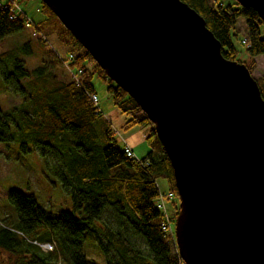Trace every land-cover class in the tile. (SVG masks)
Returning a JSON list of instances; mask_svg holds the SVG:
<instances>
[{
    "label": "water",
    "instance_id": "95a60500",
    "mask_svg": "<svg viewBox=\"0 0 264 264\" xmlns=\"http://www.w3.org/2000/svg\"><path fill=\"white\" fill-rule=\"evenodd\" d=\"M148 115L184 264H264V97L184 0H43ZM264 18V0H237Z\"/></svg>",
    "mask_w": 264,
    "mask_h": 264
},
{
    "label": "trees",
    "instance_id": "16d2710c",
    "mask_svg": "<svg viewBox=\"0 0 264 264\" xmlns=\"http://www.w3.org/2000/svg\"><path fill=\"white\" fill-rule=\"evenodd\" d=\"M29 1L0 0V39L31 25L46 36L50 33L51 23L58 22L66 36L62 42L68 47L69 55H74L69 64L72 76L77 74L79 82L72 76L70 81L55 80L56 87L52 90L45 88L44 92L36 88L35 83L33 93L27 97L33 110H24L23 113L18 110L10 114L0 105V143L13 139L10 126L12 117L27 119L25 132H32L30 135L33 139L48 146L47 152L56 162L58 160L55 166L72 195L73 209L61 210L57 216H53L38 203L34 194L15 189L10 191L9 201L17 213V222L14 226L6 220L0 222V249L8 253L9 258L18 256L13 264H54V259L60 255L69 264H88L83 246L87 234L91 233L97 238L100 235L106 238L107 243H100L105 250L107 264H184L178 249L175 251L170 245L169 240L173 236L167 235L162 229L164 216L156 208L161 190L158 178H165L169 190L175 191L178 196L179 193L171 161L153 122L141 106L107 76L105 70L43 0H40L41 9L46 17L38 23L30 21L23 8L15 10V3L19 5L18 2ZM184 1L205 18L208 27L222 43L223 54L228 59H237L239 49L234 37L237 36L239 19L245 18L247 33L243 43L253 61L249 64L247 61H238L245 63L253 72L254 58L264 55V37L260 27L264 18H260L255 9L242 6L237 0L229 3H223L222 0ZM21 48L27 54L32 53L29 42ZM65 60L60 63L65 65ZM29 75L25 63L14 59L11 70L3 73V81L6 85L12 82L18 84L20 79ZM95 77L108 83L107 90L114 104L122 114L128 116L124 125L126 130L136 126L149 129L147 139L151 147L145 157H129L125 145L120 146L114 138L110 122L100 121L104 117L103 111L91 98L92 94H97L93 83ZM257 81L264 97V76ZM41 99L44 105H41ZM39 111L48 114L45 116L49 118L48 122L44 118L41 122L35 119ZM49 136L51 138L48 141L46 138ZM176 209L179 211L178 205ZM109 210L123 221L119 222V230L103 221ZM130 234L143 238L148 246L147 253L137 247ZM34 240L39 243L52 241L56 247L41 252L42 247ZM110 249L116 251V260L108 255ZM30 254H33L31 258Z\"/></svg>",
    "mask_w": 264,
    "mask_h": 264
},
{
    "label": "rangeland",
    "instance_id": "374dc122",
    "mask_svg": "<svg viewBox=\"0 0 264 264\" xmlns=\"http://www.w3.org/2000/svg\"><path fill=\"white\" fill-rule=\"evenodd\" d=\"M232 1L222 0L223 3ZM18 3L19 5L16 3L15 5L20 9L23 8L32 22L38 23L46 17V13L41 9L40 0ZM260 27L264 37V23ZM49 32V34L46 33V36L41 35L40 32L36 31L34 25H31L18 33L0 39V105L5 112L12 114L13 111L17 113L18 110L21 112L28 109L33 110L32 103L27 99L33 93L35 83L37 84L36 88L44 92L45 88H47L46 90H52L56 87L55 80L70 81L72 79L71 67L67 63L65 65L60 63L70 56L68 47L62 42L66 38L65 32L56 21L49 26ZM236 32L237 36L234 37V42L239 49V54L235 60L247 61L249 64L253 60L246 50V44L243 43L247 33L244 17L239 19ZM27 42L31 45V54L22 51V45ZM14 59L22 60L26 68L29 69L30 75L25 79H20L18 84L12 82L6 85L3 81V73L11 70ZM254 61L255 68L252 75L259 79L264 76V55L255 57ZM93 83L100 100L99 107L104 116L100 121L107 120L110 122L111 131L120 146L124 147L127 142L133 146L136 158L145 157L151 147L147 139L149 129L136 126L126 130L124 125L128 120V116L122 114L114 104L113 98L107 90L108 83L99 77H95ZM41 101V105H44L45 102L42 99ZM35 116L38 122H41L40 120L43 118L44 121H49V118H46L48 114H41V111ZM26 121L27 119L18 120L17 117H12L10 126L13 139L9 142L0 143V222L6 220L12 226L17 222V213L9 201V193L14 189L34 194L38 203L52 213L53 216H57L61 210L73 209L72 195L55 166L58 160L56 162L50 152H47L48 146L39 144L33 139L30 135L32 132H25ZM34 132L39 131L35 130ZM50 138L51 136L46 140L49 141ZM43 150H45V153ZM157 182L162 191L169 190V183L165 178H158ZM173 204L169 203V208L173 209L177 205L179 207L180 198L178 195L176 205ZM175 210L176 212L173 215L178 211ZM103 221H107L116 230H119V222H123L110 210L106 212ZM173 229L175 230V222L173 223ZM129 236L138 248L145 253L148 252V246L143 238L132 234ZM101 241L107 243L104 236L100 235V238H97L94 234H87L83 251L87 256L88 264H107L106 253L101 246ZM33 242L36 243L35 240ZM169 242L173 249L177 251L175 238L174 240L171 238ZM50 250L52 249H48V251ZM40 251L46 252L43 248ZM7 255L5 251L0 249V264H13L16 262L17 255H12L9 260L2 259ZM108 255L114 259L118 258L114 249H110ZM54 264H69V262L60 255L58 259H54Z\"/></svg>",
    "mask_w": 264,
    "mask_h": 264
},
{
    "label": "built area",
    "instance_id": "2783aa9c",
    "mask_svg": "<svg viewBox=\"0 0 264 264\" xmlns=\"http://www.w3.org/2000/svg\"><path fill=\"white\" fill-rule=\"evenodd\" d=\"M21 10L18 8L17 5H15V10ZM244 42H247L246 40ZM74 58L73 54H70L68 57V61L66 60V63L69 65L72 59ZM81 72V71H80ZM74 79L79 82V78L77 74H73ZM92 101L96 106L99 105V97L97 94H92L91 95ZM125 152L129 157H136L135 156V151L133 148L128 144L125 143ZM176 197L177 194L173 190H168V191H159V197L158 200L156 201V208L161 211V213L164 216V219L161 223L162 229L167 233L169 236H173V239L175 237V230L173 229V214L176 212ZM169 203H174L173 205L175 206L173 209L169 208ZM39 245L46 251L48 249H54V246H56L55 242H46V243H39ZM51 251V250H50Z\"/></svg>",
    "mask_w": 264,
    "mask_h": 264
},
{
    "label": "flooded vegetation",
    "instance_id": "af4514ba",
    "mask_svg": "<svg viewBox=\"0 0 264 264\" xmlns=\"http://www.w3.org/2000/svg\"><path fill=\"white\" fill-rule=\"evenodd\" d=\"M6 254H8V253H6ZM32 256H33V254H30V256H29V257L31 258ZM5 258H6L7 260H9V259H10L8 255H7V257L5 256ZM6 259H5V260H6Z\"/></svg>",
    "mask_w": 264,
    "mask_h": 264
},
{
    "label": "crops",
    "instance_id": "0c3cea01",
    "mask_svg": "<svg viewBox=\"0 0 264 264\" xmlns=\"http://www.w3.org/2000/svg\"><path fill=\"white\" fill-rule=\"evenodd\" d=\"M127 143V142H126ZM129 144V143H128ZM130 145V144H129ZM132 148H133V146L132 145H130ZM133 150H134V148H133Z\"/></svg>",
    "mask_w": 264,
    "mask_h": 264
}]
</instances>
